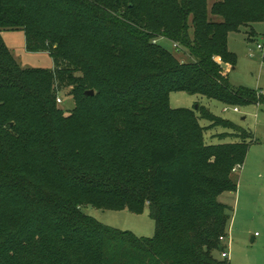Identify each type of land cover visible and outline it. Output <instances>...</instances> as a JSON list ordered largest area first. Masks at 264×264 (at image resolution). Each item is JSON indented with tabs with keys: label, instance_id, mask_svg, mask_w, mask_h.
<instances>
[{
	"label": "trees",
	"instance_id": "1",
	"mask_svg": "<svg viewBox=\"0 0 264 264\" xmlns=\"http://www.w3.org/2000/svg\"><path fill=\"white\" fill-rule=\"evenodd\" d=\"M134 2L0 0V31L25 32L27 50L55 63L23 70L0 34V264H231L215 258L230 222L218 198L237 190L231 172L253 137L205 106L173 109L170 94L262 103L225 67L238 62L230 34L263 22L264 0H218L210 11L207 0H148L146 15ZM65 89L77 102L70 117L56 106ZM217 127L240 141L208 144ZM85 206L148 208L157 234L107 227Z\"/></svg>",
	"mask_w": 264,
	"mask_h": 264
},
{
	"label": "rangeland",
	"instance_id": "2",
	"mask_svg": "<svg viewBox=\"0 0 264 264\" xmlns=\"http://www.w3.org/2000/svg\"><path fill=\"white\" fill-rule=\"evenodd\" d=\"M104 1L110 2L111 0ZM133 1L136 2L142 15L151 12V7L147 6L148 0ZM217 1L207 0L209 11ZM210 17L212 20H221L217 16ZM121 18L123 19V17ZM0 34L5 46L11 51L14 60L23 70H53L55 68L53 58L48 52L31 53L27 50L25 32L1 30ZM251 36L254 37L251 39ZM228 42L229 50L238 57L235 68L227 71L230 84L235 87L260 91L261 96H263L264 56L259 51L258 45L264 43V21L247 25L239 32L231 33ZM157 43L173 52L182 63L190 61L189 53L184 49L182 50L179 45L178 48H175V44L165 39H160ZM97 50L101 51L102 55L105 52L103 46L100 45ZM81 76V74H77V77ZM92 91L94 95L97 94L96 91ZM59 100H61L60 103ZM201 105L208 108L215 116L233 122L241 131L249 132L253 137L252 141H249L248 153L241 170L234 172L233 169L231 172V176L238 183L237 190L222 193L218 198L221 203L228 207L230 222L227 228V236L231 243L229 244V241L223 243L227 246L228 259L222 258L221 251L215 253V258L217 261H229L231 264H264V101L244 107H231L186 92H172L170 94V106L173 109L196 110ZM56 106L59 111L64 113L65 117H70L76 111V98L70 89L60 91ZM235 108H238L239 111L236 112ZM199 121L202 126L210 125L204 119H199ZM224 132L234 133V131L217 127L205 132L206 142L210 145H217L240 141L230 135L221 139L218 135ZM149 205L148 202L147 207ZM82 210L87 216L95 218L101 224L122 232H131L138 238L152 239L157 234L155 221L150 216L148 208L141 214L128 209L124 211L102 210L92 206H85Z\"/></svg>",
	"mask_w": 264,
	"mask_h": 264
},
{
	"label": "built area",
	"instance_id": "3",
	"mask_svg": "<svg viewBox=\"0 0 264 264\" xmlns=\"http://www.w3.org/2000/svg\"><path fill=\"white\" fill-rule=\"evenodd\" d=\"M174 47H175V48H178V45L175 44ZM258 48H259V51H260V52L263 54V56H264V43L259 44V45H258ZM60 101H61V100H59V103H60ZM235 111L238 112L239 109H238V108H235ZM239 170H241V166H240V165H237V166L234 168V172H237V171H239ZM220 241L222 242V244H223L224 242H226V241H229V243H230V238H229L227 235H224V236H221V237H220ZM226 248H227V246L225 245L223 251L221 252V256H222L223 259H228V258H229V253L226 251Z\"/></svg>",
	"mask_w": 264,
	"mask_h": 264
},
{
	"label": "water",
	"instance_id": "4",
	"mask_svg": "<svg viewBox=\"0 0 264 264\" xmlns=\"http://www.w3.org/2000/svg\"><path fill=\"white\" fill-rule=\"evenodd\" d=\"M87 95L91 97V96H94V93H93V91L91 90L90 92H87Z\"/></svg>",
	"mask_w": 264,
	"mask_h": 264
},
{
	"label": "crops",
	"instance_id": "5",
	"mask_svg": "<svg viewBox=\"0 0 264 264\" xmlns=\"http://www.w3.org/2000/svg\"><path fill=\"white\" fill-rule=\"evenodd\" d=\"M228 41H229V39H228ZM226 68H227V69H226L227 71L230 69V68H228V67H226ZM230 243H231V240H230ZM230 243H229V244H230ZM223 245H224V244H223ZM224 246H225V245H224Z\"/></svg>",
	"mask_w": 264,
	"mask_h": 264
}]
</instances>
